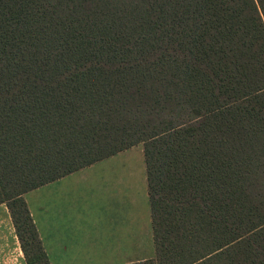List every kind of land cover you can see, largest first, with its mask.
<instances>
[{"label": "trees", "instance_id": "1", "mask_svg": "<svg viewBox=\"0 0 264 264\" xmlns=\"http://www.w3.org/2000/svg\"><path fill=\"white\" fill-rule=\"evenodd\" d=\"M142 146L155 256L264 264V0H0V205Z\"/></svg>", "mask_w": 264, "mask_h": 264}, {"label": "crops", "instance_id": "2", "mask_svg": "<svg viewBox=\"0 0 264 264\" xmlns=\"http://www.w3.org/2000/svg\"><path fill=\"white\" fill-rule=\"evenodd\" d=\"M73 174L41 188H49L48 186L53 188ZM143 191L144 196L128 195L126 200L129 203L122 201L116 206L96 208L89 211L87 218L76 219L75 222L72 216L66 218L59 216L60 209L55 207L54 212L57 213L59 221L56 217H50V223L46 226L40 220V216H35V219L34 213L30 211L49 263L135 264L154 258V236L147 181L146 190ZM47 215L46 218H48ZM1 219L0 230H5L6 235L4 234L2 237L4 241L0 243V264H26L16 235L11 237L14 228L7 211L2 212Z\"/></svg>", "mask_w": 264, "mask_h": 264}, {"label": "rangeland", "instance_id": "3", "mask_svg": "<svg viewBox=\"0 0 264 264\" xmlns=\"http://www.w3.org/2000/svg\"><path fill=\"white\" fill-rule=\"evenodd\" d=\"M48 187L24 195L29 212L34 213V217L40 216L46 226L50 223V217H56L58 220V215L54 212L55 207L60 209L59 216H72L75 222L76 219L87 218L89 211L96 208L116 206L122 201L128 202V195L144 196L146 180L142 146L138 145L114 158L74 173L53 188ZM4 211H7L13 226L5 204L0 205V221ZM4 234L6 235V231L0 230V243L4 241ZM14 234L16 235L15 229L11 237Z\"/></svg>", "mask_w": 264, "mask_h": 264}]
</instances>
